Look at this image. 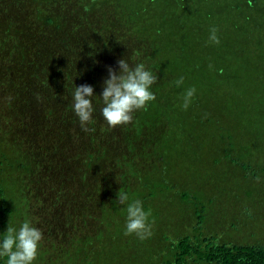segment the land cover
<instances>
[{"label": "trees", "instance_id": "1", "mask_svg": "<svg viewBox=\"0 0 264 264\" xmlns=\"http://www.w3.org/2000/svg\"><path fill=\"white\" fill-rule=\"evenodd\" d=\"M120 59L157 76L156 99L111 128ZM120 189L150 238L124 235ZM26 220L33 264H264V0H0V243Z\"/></svg>", "mask_w": 264, "mask_h": 264}, {"label": "clouds", "instance_id": "2", "mask_svg": "<svg viewBox=\"0 0 264 264\" xmlns=\"http://www.w3.org/2000/svg\"><path fill=\"white\" fill-rule=\"evenodd\" d=\"M209 32L208 42L219 45L218 29L212 27ZM117 63L119 72L112 67L108 68V78L104 81L101 94L103 102L101 115L111 128L130 124L133 121L134 112L141 109L146 110V105L156 99L150 88L157 83V76L151 70L146 69L144 63L130 66L126 59H120ZM212 67L213 65L209 64V68ZM173 83L176 87H180L184 83V77L181 76ZM195 92V87H191L183 94L182 108L184 110L190 106ZM93 95L94 89L88 84L75 87L72 93V109L85 132L89 131L88 125L93 122L94 107L91 99ZM117 202L126 206L124 235H135L141 241L150 238L153 235V222L149 221L152 215L151 210L146 211L142 201L131 199L123 189L117 193ZM42 240V230L32 226L30 221L23 222L18 231L8 226L3 241L0 243V257L7 258L6 264H33Z\"/></svg>", "mask_w": 264, "mask_h": 264}]
</instances>
